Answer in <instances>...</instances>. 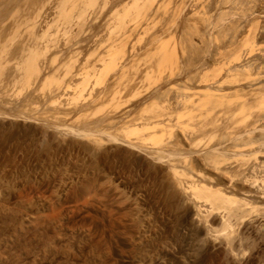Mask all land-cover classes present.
I'll use <instances>...</instances> for the list:
<instances>
[{"label":"rangeland","instance_id":"rangeland-1","mask_svg":"<svg viewBox=\"0 0 264 264\" xmlns=\"http://www.w3.org/2000/svg\"><path fill=\"white\" fill-rule=\"evenodd\" d=\"M123 263L264 264V0H0V264Z\"/></svg>","mask_w":264,"mask_h":264},{"label":"bare ground","instance_id":"bare-ground-1","mask_svg":"<svg viewBox=\"0 0 264 264\" xmlns=\"http://www.w3.org/2000/svg\"><path fill=\"white\" fill-rule=\"evenodd\" d=\"M91 2V1H90ZM215 90V89H214ZM140 129L139 127H134V128H131V129H128L126 132H128L129 134H136V135H140ZM192 190H193V194L198 197V198H204L206 200H211L213 203L215 204H224V203H230V202H234L235 199L231 198V197H227V196H224L223 194L219 193L218 191H213L211 190L210 188H207V187H204V186H198L197 184H193L192 185ZM92 201V200H91ZM210 201V202H211ZM96 206V204H95ZM98 207V205H97ZM82 211H80L79 213H77L76 216L79 217V219H82L84 221H89L92 225V228L97 229L99 230V227H100V223L102 222H99L97 220H93L90 216H87V214H84L85 211L89 210L90 208L94 209V207H92V205L89 203H87L86 205H82L81 207ZM99 209V208H98ZM73 210V209H72ZM97 210V209H96ZM99 211V210H97ZM75 215V214H74ZM102 215H104V212H102ZM75 216V217H76ZM105 216V215H104ZM98 218V217H97ZM105 219V217H103ZM107 218V217H106ZM99 220V219H98ZM104 221V220H103ZM86 223V222H85ZM102 226V224H101ZM101 229H103L101 227ZM91 230V229H90ZM97 231V230H95ZM101 231V230H99ZM104 231V230H103ZM102 231V232H103ZM100 233V232H99ZM103 234L106 236L107 240H114L113 237L110 235L109 231H104ZM124 236H122L123 238ZM118 239H120L119 237H115ZM104 239V238H103ZM127 239V238H126ZM103 241V240H102ZM121 241V239L119 240ZM124 241V239H122V242ZM99 242V241H98ZM101 243V242H100ZM127 243V242H126ZM130 243V242H129ZM115 246V245H114ZM119 246V245H117ZM126 247V246H125ZM104 249V248H103ZM107 252V251H106ZM122 252V251H121ZM120 252V250L118 249H114V253L117 255L118 259L119 260H123L124 256L123 254ZM124 252V251H123ZM109 253V252H108ZM128 254V253H127ZM126 254V255H127ZM67 256V255H66ZM70 256V255H69ZM129 257V256H128ZM55 258V257H54ZM53 258V259H54ZM58 258V257H57ZM127 258V256L125 257ZM132 258V257H131ZM9 260V259H8ZM126 260V259H124ZM126 262V261H125ZM11 263V262H10ZM124 264V263H123Z\"/></svg>","mask_w":264,"mask_h":264}]
</instances>
